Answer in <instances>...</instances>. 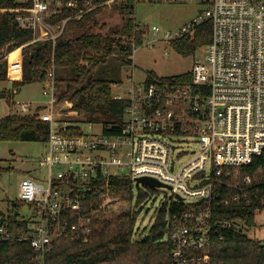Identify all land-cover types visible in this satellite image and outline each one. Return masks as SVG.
Returning <instances> with one entry per match:
<instances>
[{"label": "built area", "instance_id": "1", "mask_svg": "<svg viewBox=\"0 0 264 264\" xmlns=\"http://www.w3.org/2000/svg\"><path fill=\"white\" fill-rule=\"evenodd\" d=\"M11 1L30 7L28 14L16 16L22 28L34 32L26 47L38 42L55 46L71 21L116 0ZM199 1L206 6L204 15L175 35L159 27L138 29L145 31L144 43L153 45L182 39L209 22L212 39L206 56L195 59L189 84L153 83L149 78L138 82L132 62L128 84L114 86V100L125 103L119 133H104L119 125H100V131L91 127L89 134L80 127L78 134L73 130L78 125L63 121L56 111L52 71L43 84L46 103L38 107L43 108L40 120L50 127L48 149L39 164L40 171L48 173L38 172L41 180L26 177L20 185L19 202L29 208L25 216L31 221V234L20 241L38 252L61 238L80 239L81 233L86 242L92 232L93 213L83 208L89 194L101 193L104 209L107 197L117 202L118 196L109 190L113 178L129 179L134 185L138 179L152 178L171 190L176 208L167 221L169 264H210L214 230L233 225L215 222V207L249 203L250 195L264 186L250 176L243 184L237 181L241 171L264 154V0ZM64 10L71 14L63 17ZM38 108L15 103L23 115ZM12 238L8 224L0 222V246Z\"/></svg>", "mask_w": 264, "mask_h": 264}, {"label": "trees", "instance_id": "2", "mask_svg": "<svg viewBox=\"0 0 264 264\" xmlns=\"http://www.w3.org/2000/svg\"><path fill=\"white\" fill-rule=\"evenodd\" d=\"M118 10L124 17L123 25L109 29L100 25L95 11L81 20L71 21L65 35L55 46L35 43L23 47L34 39L31 29H24L16 20L20 14H28L30 7L11 0H0V81L11 82L12 90L0 93V99H7L15 105L14 96L28 85L44 84L53 70L57 89L64 85L58 95V102H69L71 111L79 118L71 124L121 125L124 102L114 100V86L123 83L122 70L131 66L132 55L136 47L144 44L145 31L135 23L133 10L135 3L122 0ZM64 16L71 12L63 11ZM67 36L72 38L67 39ZM212 39V26L209 22L195 28L191 35L170 43L173 50L184 57L195 56L197 51L206 48ZM22 47L12 57L5 58L3 50L11 51ZM118 58L119 67H115V77L100 71L109 59ZM151 82L179 81L191 83V74L186 73L171 78L149 75ZM43 108L34 114L16 113L0 118V142H47L50 127L40 120ZM77 125V124H76ZM81 134L80 127L75 129ZM118 129L104 133L114 134ZM9 169H0V174ZM250 176L255 183L264 182V154L256 158L249 168L241 171L237 180ZM261 192L250 195V202L242 201L229 206L218 205L214 213L215 222H232L227 229L216 228L211 248L210 264H264V242L252 239L245 230L256 227L257 216L264 212V186ZM110 192L115 196L128 195L134 198V184L125 178H113ZM101 193L93 191L83 205L84 210L93 213L88 240L81 238H61L55 240L45 252H38L26 241H20L31 234V221L23 213L25 204L13 201L7 216L0 213V222L8 224L12 240L0 246V264H169L171 245L166 241L167 221L176 208L174 202H164L157 212L151 227L140 237H136L138 213L108 219L101 208ZM228 194L225 193L224 197ZM146 200L139 192L136 206Z\"/></svg>", "mask_w": 264, "mask_h": 264}, {"label": "rangeland", "instance_id": "3", "mask_svg": "<svg viewBox=\"0 0 264 264\" xmlns=\"http://www.w3.org/2000/svg\"><path fill=\"white\" fill-rule=\"evenodd\" d=\"M122 0H116L111 5L105 6L98 14L100 25H104L108 32L116 26L124 23V17L118 10ZM206 6L199 0H144L135 3L133 17L135 23L140 28L159 27L163 31L179 33L184 28L193 24L199 16L204 15ZM72 36H67V39ZM179 39L170 40L175 41ZM2 52H6L3 50ZM207 49L203 48L197 51L195 56L184 57L172 49L169 42L158 41L153 45L139 46L136 54L132 57L135 68L132 66L134 76L138 82L145 81L152 73L162 78H171L189 73L193 70L195 59L205 57ZM3 56L0 55V59ZM118 58L109 59L108 64L100 71L108 74L110 78L115 77V67H119ZM130 66L122 70L123 82L128 84L127 72ZM132 72V71H131ZM128 86V85H127ZM6 90H12L11 82L0 81V93ZM58 95L64 90V85L58 87ZM117 89L114 88V92ZM57 95V96H58ZM43 96V84L35 83L23 87L20 92L14 96L15 103H32L34 109L42 107L46 103ZM13 100L8 102L6 99H0V118L16 113L12 104ZM69 102H58L56 111L62 120L75 122L79 118L78 113L71 111ZM85 133H90V128L94 131L101 130L100 125H91L86 123H76ZM75 124V125H76ZM197 150L196 146H191ZM48 149L47 142H0V169H9L0 174V213L7 216L11 209L13 201H19L20 185L26 177L39 178L48 173L47 170L40 171V161ZM187 160L177 163V167ZM58 169L55 168V173ZM41 180V178H39ZM139 192L146 195V200L136 206ZM171 190L167 188H148L145 186L134 185V198L131 200L128 195H120L117 202L113 197H107L105 216L106 218L121 217L124 215L138 213L136 225V237H140L153 224L157 217V212L164 202L171 204ZM23 213H29V208L25 207ZM1 219V217H0ZM256 227L245 230V233L252 239L264 241V212L257 216Z\"/></svg>", "mask_w": 264, "mask_h": 264}, {"label": "water", "instance_id": "4", "mask_svg": "<svg viewBox=\"0 0 264 264\" xmlns=\"http://www.w3.org/2000/svg\"><path fill=\"white\" fill-rule=\"evenodd\" d=\"M136 185L139 187V186H145V187H148V188H168L166 187L165 185H162L161 183H159L157 180L155 179H152V178H141V179H138L137 182H136Z\"/></svg>", "mask_w": 264, "mask_h": 264}, {"label": "crops", "instance_id": "5", "mask_svg": "<svg viewBox=\"0 0 264 264\" xmlns=\"http://www.w3.org/2000/svg\"><path fill=\"white\" fill-rule=\"evenodd\" d=\"M13 108L15 109V105H13Z\"/></svg>", "mask_w": 264, "mask_h": 264}]
</instances>
